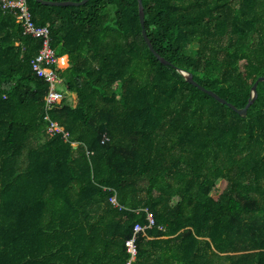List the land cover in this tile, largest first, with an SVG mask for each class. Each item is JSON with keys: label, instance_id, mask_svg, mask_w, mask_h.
<instances>
[{"label": "trees", "instance_id": "1", "mask_svg": "<svg viewBox=\"0 0 264 264\" xmlns=\"http://www.w3.org/2000/svg\"><path fill=\"white\" fill-rule=\"evenodd\" d=\"M28 3L69 66L47 111L43 41L0 0V264H264V82L244 117L180 71L244 108L264 0H144L170 65L139 0Z\"/></svg>", "mask_w": 264, "mask_h": 264}, {"label": "built area", "instance_id": "2", "mask_svg": "<svg viewBox=\"0 0 264 264\" xmlns=\"http://www.w3.org/2000/svg\"><path fill=\"white\" fill-rule=\"evenodd\" d=\"M2 5L5 9L20 10L19 19L23 21L25 34L43 41L40 51L32 60L33 71L49 84V91L45 97L46 110L50 111L56 106L62 104L65 99L62 80L59 78L58 70L60 69L59 58L55 56L54 50L51 47L52 37L51 30L46 26H39L34 22L33 14L31 12L28 0H2ZM58 64V65H57ZM49 119V116H46ZM62 132L63 129L55 122L51 124L49 132ZM66 137V136H65ZM113 204H117L116 199L113 198ZM151 226H155L156 222L153 217L149 216ZM135 236L128 241L127 246L129 252L135 259L138 254L137 236L145 231L142 225L137 224L134 227Z\"/></svg>", "mask_w": 264, "mask_h": 264}, {"label": "water", "instance_id": "3", "mask_svg": "<svg viewBox=\"0 0 264 264\" xmlns=\"http://www.w3.org/2000/svg\"><path fill=\"white\" fill-rule=\"evenodd\" d=\"M40 2L44 3L45 5H49V6H80V5H85L87 4L90 0H84L82 2H51V1H46V0H39ZM140 3V22H141V26H142V33H143V37L147 43V45L149 46L150 50L154 53V55L159 59V61L165 65H170V62L167 61L165 58L161 57L154 49L151 40L148 37L147 34V30L145 27V14H146V10H145V5H144V0H139ZM181 73L184 74V76L188 79L189 82L193 83L194 85L198 86L201 90L209 93L210 95H212L213 97H215L217 100H219L222 103H226L228 104L231 109H233L235 112H237L240 116H247L248 114V110L251 107V105L256 101V99L258 98V85L261 82H264V76L258 78V80L255 82V84L253 85L252 88V97L249 100L248 104L242 108V109H238L237 107H235L231 102H229L228 100H226L225 98L221 97L218 93H216L215 91H213L212 89H208L205 86H203L202 84H200L199 82H197L194 77L193 74L191 72H188L186 70L180 69Z\"/></svg>", "mask_w": 264, "mask_h": 264}, {"label": "crops", "instance_id": "4", "mask_svg": "<svg viewBox=\"0 0 264 264\" xmlns=\"http://www.w3.org/2000/svg\"><path fill=\"white\" fill-rule=\"evenodd\" d=\"M61 60H63V62H61ZM65 65H66V67H65ZM68 66H69V58L67 55L59 59V67L62 70H65Z\"/></svg>", "mask_w": 264, "mask_h": 264}, {"label": "rangeland", "instance_id": "5", "mask_svg": "<svg viewBox=\"0 0 264 264\" xmlns=\"http://www.w3.org/2000/svg\"><path fill=\"white\" fill-rule=\"evenodd\" d=\"M61 62H63V60H61ZM65 67H66V65H65ZM26 153H27V151H25V155H26Z\"/></svg>", "mask_w": 264, "mask_h": 264}]
</instances>
